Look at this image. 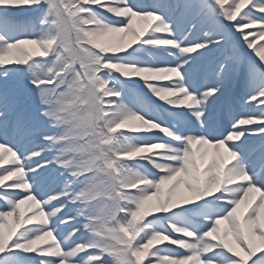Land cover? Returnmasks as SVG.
<instances>
[{
  "label": "snow or ice",
  "instance_id": "snow-or-ice-1",
  "mask_svg": "<svg viewBox=\"0 0 264 264\" xmlns=\"http://www.w3.org/2000/svg\"><path fill=\"white\" fill-rule=\"evenodd\" d=\"M264 0H0V264H264Z\"/></svg>",
  "mask_w": 264,
  "mask_h": 264
},
{
  "label": "rangeland",
  "instance_id": "rangeland-1",
  "mask_svg": "<svg viewBox=\"0 0 264 264\" xmlns=\"http://www.w3.org/2000/svg\"><path fill=\"white\" fill-rule=\"evenodd\" d=\"M259 43H264V41H259Z\"/></svg>",
  "mask_w": 264,
  "mask_h": 264
}]
</instances>
